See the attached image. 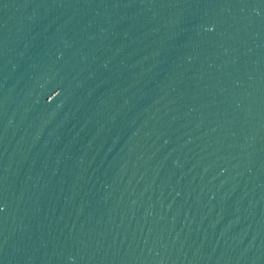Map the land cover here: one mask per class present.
I'll return each mask as SVG.
<instances>
[{
	"label": "water",
	"instance_id": "water-1",
	"mask_svg": "<svg viewBox=\"0 0 264 264\" xmlns=\"http://www.w3.org/2000/svg\"><path fill=\"white\" fill-rule=\"evenodd\" d=\"M0 264H264V0H0Z\"/></svg>",
	"mask_w": 264,
	"mask_h": 264
}]
</instances>
